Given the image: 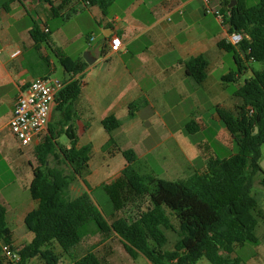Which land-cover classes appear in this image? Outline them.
Wrapping results in <instances>:
<instances>
[{
  "label": "crops",
  "instance_id": "0c3cea01",
  "mask_svg": "<svg viewBox=\"0 0 264 264\" xmlns=\"http://www.w3.org/2000/svg\"><path fill=\"white\" fill-rule=\"evenodd\" d=\"M226 1L212 0L211 7L228 15ZM53 3L52 6L46 0H13L5 8L8 0H0V205L6 208L13 246L18 250L34 237L25 225V217L39 206V201L31 197L30 184L37 166L34 150L46 136L54 135L59 146L70 148L69 140L61 142L64 135L61 133L70 129L78 139L77 147H92L86 177L102 173L99 162L93 171L94 160L100 153L103 158L117 159L124 164L118 171L119 176L127 162L114 147L104 148L110 135L102 125L105 118L114 115L120 127L111 135L122 150L133 149L138 158L136 163L146 159L154 165L164 162L165 168L163 166L161 171L168 175V166L176 162L179 170L172 174L178 177L185 175L179 174L181 170L184 173V167L193 169L196 162L200 166L193 169V174L204 170L210 158L219 156L218 151L235 153L233 138L217 108L237 114L244 104L235 92L230 95L224 90V77L237 67L233 55L230 57V53L218 47L220 41H227L229 26L222 25L213 13H208L203 0H116L106 13L98 6L77 8L69 19L63 17L71 4L54 13L53 7L57 8L61 0H53ZM246 3L248 5V0ZM34 24L41 32L49 29V45L35 43L31 35ZM114 36L122 42L118 52L109 50ZM74 45H77L76 56L67 52ZM51 48H58L75 60H84V53L90 52L96 61L76 76L67 74L62 67L65 84L72 79L81 81L80 96L67 112H60L55 103L48 125L52 132L47 128L31 145L22 146L12 134L9 123L25 86L56 70ZM18 50L21 54L13 57ZM197 57H204L208 62L207 77L201 84L187 74L186 68V61ZM254 63H245L246 79L252 77ZM241 76L235 82L236 90L245 83L246 79L242 81ZM133 103L138 104V110L134 117H129V106ZM212 109L215 113L207 119ZM192 120L197 123L193 127L194 134L210 132L219 150L204 138L194 140V134L186 130ZM213 122L218 124L217 130L213 129ZM101 127L104 135L102 142L97 143L95 134ZM203 143L207 144L205 152L201 149ZM83 184L85 193L88 184ZM259 201L264 216V194ZM258 238V245L238 246L230 256H239L243 264H264V230ZM98 248L102 250L103 261L130 264V255L114 232L85 237L70 254L63 255L60 264H73L75 252L83 256L92 251L100 258ZM57 251L61 252L59 248ZM35 260L37 264H45L39 258L30 261ZM4 264L14 263L6 261ZM197 264L211 263L201 258Z\"/></svg>",
  "mask_w": 264,
  "mask_h": 264
},
{
  "label": "trees",
  "instance_id": "16d2710c",
  "mask_svg": "<svg viewBox=\"0 0 264 264\" xmlns=\"http://www.w3.org/2000/svg\"><path fill=\"white\" fill-rule=\"evenodd\" d=\"M13 0H8V4ZM22 2L23 0H18ZM53 6V0H46ZM116 0H61L54 13L67 5L64 19H69L78 9L98 6L104 13ZM228 8L226 1V24L229 32H238L242 40L234 45L220 41L218 47L233 55L236 70L224 77L225 82H236L247 70L246 62L262 63V68L252 70V77L235 91L244 104L235 114L231 110L217 108L218 115L233 138L236 152L229 157L210 158L202 171H196L187 179L165 180L151 174H140L134 164L138 160L133 149L122 150L111 133L120 127V121L111 115L102 121L110 138L104 148L114 147L121 152L127 165L122 175L111 183L101 184L114 209H125L130 201L147 198L149 206L138 208L133 217L116 216L110 223L95 204L88 192L71 197L70 188L76 178L85 184L91 160L90 145L77 147L76 135L63 131L71 147H61L54 135L46 136L36 147L37 166L30 184V194L39 206L27 214L25 225L33 239L20 250L13 246L12 231L8 226L6 208L0 205V264L9 260L3 255V245H10L20 255L18 264L39 258L45 264H60L64 254L80 244L83 239L96 233H116L128 255L136 259L143 255L151 264H197L206 258L211 264H243L235 248L245 244L258 245L260 212L259 198L253 194L256 178L261 175L264 187V0L249 6L246 0H236ZM50 32H41L33 25L31 35L36 44H50ZM65 72L71 76L82 73L88 64L75 60L58 48H51ZM106 54V51L103 52ZM208 62L204 57L186 61L187 74L198 84L206 80ZM81 81L70 80L56 98L60 112L71 110L81 94ZM138 104L129 106V117H134ZM196 121L188 123L186 130L194 134ZM50 133L51 128L48 127ZM60 153V156L57 155ZM51 159L54 165L51 164ZM68 169V173L66 172ZM87 185V184H86ZM88 191L91 190L87 185ZM177 222V227L173 222ZM168 231L178 233L180 238L174 248L166 250ZM61 252H58L57 249ZM73 264H110L94 252L77 258Z\"/></svg>",
  "mask_w": 264,
  "mask_h": 264
},
{
  "label": "rangeland",
  "instance_id": "374dc122",
  "mask_svg": "<svg viewBox=\"0 0 264 264\" xmlns=\"http://www.w3.org/2000/svg\"><path fill=\"white\" fill-rule=\"evenodd\" d=\"M258 2H259V0H248V5L254 6ZM67 52H68V54H72L73 56H76L75 52H77V45H74L71 48H69ZM230 57H232V54H230ZM51 60L54 62L56 70L50 73V77L63 80L65 78V74L63 72V68H62L59 60L57 59V57L54 54L51 55ZM253 67L256 70H259L262 68V63L256 62V63H254ZM247 77H248V75H242L241 76L242 81H244ZM224 85L226 86V88L224 89L226 93L232 95L236 91V83L235 82H225ZM214 113H215V110L212 109V111L208 112L206 118L208 119L210 117V115L214 114ZM212 127H213V129L216 128V130H217L218 124L213 122ZM99 129H100L99 132H97L95 134V140H96L95 142H97V143L102 142V135H104V129L102 127ZM212 132L214 133L215 131H212ZM192 137L194 138V140L195 139H202V138H204L205 140H209V142H210L209 144H212L213 147H215L216 149L219 150L218 146L216 145L217 142L214 139V135H211L210 132L206 135L200 134V133H195ZM67 140H68V138L66 137V135H62L61 142H64ZM117 144L119 145V143H117ZM203 145L204 146L201 147V149L203 152H205L206 148H207V144L203 143ZM236 151L237 150L235 148L234 152H236ZM218 152H219L220 157H224V156H227L228 154L229 155L231 154V151H228V150L218 151ZM96 156L97 157L95 158L94 163H93V171H95L96 164H97V162H99L102 173H100V174L92 173L89 175V177H84V180L91 188V190L90 191L87 190V192L90 194V196L93 199V201L95 202V204L102 211L105 218L109 221L113 220V218H115L116 216H125L128 218H131L134 216L135 213H137L138 208H141L142 210L147 209V207L149 206V202H148L147 198H143L141 200L130 201L129 203H127L125 209H123L122 211L117 212L114 209L113 204H112L108 194L102 188H99V186L101 184L111 183L114 179L120 177L121 175L118 176V174H119L118 171L120 168H122L124 166V164L118 163L117 159L103 158L101 153L97 154ZM122 159H124V158L122 157ZM263 160H264V158L262 159V162H263ZM147 161L148 160L146 159V160L141 161V162H137V163L135 162V164H134L135 170L138 171L140 174H151V175H155L159 178H162L165 180H171V181L189 178L193 174V169H195L196 166H200V165H198L199 163L196 162V163H194V167H192L193 169H189V167L188 168L184 167V169L182 168L183 170H185L184 173H182L183 171L181 170V172H179V174L181 173V174H185V175H182V176L178 175V177H177V174L173 175L172 173H176V171L179 170V167L177 166L176 162L175 163L171 162V159H170V164L173 163L174 165L171 164L167 168V172L169 171L170 175H168L166 172H164V170L161 171L163 166L165 168L164 162L160 163V164L156 163L154 165L152 163L150 164V162H147ZM108 163H110V166H111L110 168L108 167V165H109ZM51 164L54 165V161L52 159H51ZM181 164H182V162H181ZM263 164H264V162H263ZM66 172L68 173V169H66ZM261 180H262V176L259 175L255 180V184H254V188H253V194L256 195L259 198V200L262 199V196L264 194V187L261 184ZM83 189H85L83 182L81 181V179L76 178V180L74 181V183L72 184V186L70 188L71 197L79 196L80 194L83 193ZM173 222L177 227L178 224H177L175 219H173ZM263 230H264V216H262L260 218V227L258 229L257 235L260 236V234ZM167 234L169 237V242L166 245L165 249L171 250L174 248V245H175L176 241L180 238V235L178 233H174L172 231H168ZM97 252H98L100 258L102 259L101 248H98ZM74 256L80 257V256H82V254L75 252ZM36 262H37L36 260L30 261L26 264H37ZM129 263L130 264H149V262H147V260L144 256H139L136 259H133L130 257ZM16 264H18V263H16Z\"/></svg>",
  "mask_w": 264,
  "mask_h": 264
},
{
  "label": "built area",
  "instance_id": "2783aa9c",
  "mask_svg": "<svg viewBox=\"0 0 264 264\" xmlns=\"http://www.w3.org/2000/svg\"><path fill=\"white\" fill-rule=\"evenodd\" d=\"M206 11L213 13L222 25L226 26V15L220 10L211 7L212 0H203ZM44 32H49L48 28ZM94 40V37L91 38ZM242 40L238 32L229 33L227 41L234 45ZM122 47L118 36L112 37L110 41V52H118ZM21 51H15L13 57H17ZM64 81L50 76L37 77L33 79L20 92L9 127L22 146H29L46 132L51 113L56 103L59 92L65 87ZM3 255L12 263H19L21 258L16 250L10 245H3Z\"/></svg>",
  "mask_w": 264,
  "mask_h": 264
},
{
  "label": "water",
  "instance_id": "95a60500",
  "mask_svg": "<svg viewBox=\"0 0 264 264\" xmlns=\"http://www.w3.org/2000/svg\"><path fill=\"white\" fill-rule=\"evenodd\" d=\"M235 4H236V0H232L231 4L229 5V8H232L233 6H235ZM84 60L88 65H92L96 61V58H93L90 52H86L84 53ZM263 162L261 163V166L264 169Z\"/></svg>",
  "mask_w": 264,
  "mask_h": 264
}]
</instances>
